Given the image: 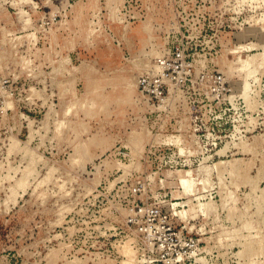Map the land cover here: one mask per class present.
Wrapping results in <instances>:
<instances>
[{
	"label": "rangeland",
	"instance_id": "obj_1",
	"mask_svg": "<svg viewBox=\"0 0 264 264\" xmlns=\"http://www.w3.org/2000/svg\"><path fill=\"white\" fill-rule=\"evenodd\" d=\"M166 222L264 264V0H0V264H168Z\"/></svg>",
	"mask_w": 264,
	"mask_h": 264
},
{
	"label": "built area",
	"instance_id": "obj_2",
	"mask_svg": "<svg viewBox=\"0 0 264 264\" xmlns=\"http://www.w3.org/2000/svg\"><path fill=\"white\" fill-rule=\"evenodd\" d=\"M151 93L155 96L161 94V90L157 84H153ZM158 233L156 241V248L160 251V260L168 264H175L180 262L185 255L187 248L196 247L198 244L197 238L192 234H184L182 230H176L174 226L168 222L164 223L160 229H156ZM154 235V234H153Z\"/></svg>",
	"mask_w": 264,
	"mask_h": 264
},
{
	"label": "bare ground",
	"instance_id": "obj_3",
	"mask_svg": "<svg viewBox=\"0 0 264 264\" xmlns=\"http://www.w3.org/2000/svg\"><path fill=\"white\" fill-rule=\"evenodd\" d=\"M245 60V59H244ZM246 62V63H245ZM244 62V65L245 64H247V61H245ZM249 64V63H248ZM248 64L246 65L247 67H246V69H247V72L250 70V68L248 67ZM247 75V74H246ZM246 78V77H245ZM246 83V81L244 82V84ZM243 84V85H244ZM246 86V85H245ZM241 89V88H240ZM245 89H246V87L244 88V91H243V93L245 94ZM223 150H225L224 148H223ZM220 152V151H219ZM234 163V162H233ZM234 167V166H233ZM188 175H189V172L187 171V174L185 173V174H181V175H179V177H178V182H179V185L183 188V191L187 194V193H189V192H191L192 191V181H191V179H190V177H188ZM256 202V201H255ZM202 206V205H201ZM193 207H194V204L193 203H189V208H191V209H193ZM257 208V207H256ZM195 209V208H194ZM194 209L192 210V211H194ZM258 210H260V209H258ZM185 210L183 209V210H180V212L181 213H183ZM126 248H127V246H126ZM243 249V248H242ZM247 249V248H246ZM128 251V250H127ZM133 253V252H132ZM128 255H129V257H132L131 256V252H128ZM127 263V262H126ZM129 264V263H128Z\"/></svg>",
	"mask_w": 264,
	"mask_h": 264
}]
</instances>
